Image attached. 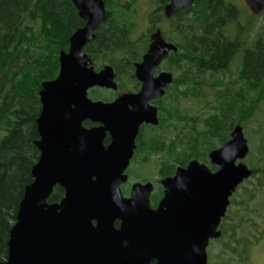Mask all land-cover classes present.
Instances as JSON below:
<instances>
[{
    "label": "water",
    "instance_id": "water-1",
    "mask_svg": "<svg viewBox=\"0 0 264 264\" xmlns=\"http://www.w3.org/2000/svg\"><path fill=\"white\" fill-rule=\"evenodd\" d=\"M72 1L86 24L60 52L58 76L42 83L40 157L10 232L8 258L0 264H208L207 248L222 235L230 197L253 172L242 161L250 151L243 126L235 125L231 139L209 153L215 171L194 159L164 178L156 208L152 182H135L125 196L121 186L140 126L159 124L157 107L148 101L162 97L174 79L172 72L155 77V69L164 53L178 47L160 43L144 55L136 69L140 92L94 100L90 88H118L113 65L96 70L85 52L107 18L106 2ZM247 1L254 14L264 10V0ZM194 3L171 0L165 14L173 17ZM85 120L98 125L87 128ZM107 133L111 142L105 145ZM57 185L65 196L50 203Z\"/></svg>",
    "mask_w": 264,
    "mask_h": 264
},
{
    "label": "trees",
    "instance_id": "trees-1",
    "mask_svg": "<svg viewBox=\"0 0 264 264\" xmlns=\"http://www.w3.org/2000/svg\"><path fill=\"white\" fill-rule=\"evenodd\" d=\"M105 1L107 19L87 51L95 61L113 65L117 73L122 70L133 75L134 62L152 39L150 31L156 19L151 14L146 32L137 36L136 12L129 4L134 0ZM165 2L158 0L160 8ZM261 16L262 20L260 15H252L242 21V10L233 0H195L192 8L181 9L172 18L174 33L170 39L178 49L168 54L162 67L175 74L169 93L175 135L171 139L169 135L154 138L145 146L148 157L167 152L159 165L161 177L174 175L178 167L193 159L215 170L209 152L217 148L216 142L222 145L228 141L234 126L244 124L261 108L264 11ZM84 24L72 0H0V262L8 258L10 232L40 157L36 141L40 138L37 120L42 109V83L57 77L60 52L68 51L71 35ZM237 56L240 69L230 77V65ZM208 75L214 77L213 82L207 81ZM208 88L215 90L214 104L207 105L214 112L193 116L178 106L182 99L206 98L211 93ZM90 95L110 99L99 87L91 89ZM160 126L166 130L165 122ZM262 159L248 161L253 171L248 179L259 176L260 187L264 186V161L259 164ZM141 165L143 168L145 163ZM134 175L144 176L138 171ZM247 192L249 200L256 196L254 191ZM64 196V188L57 185L49 202H61ZM233 220L227 213L220 226L222 235L216 240L225 239V250L244 260L247 248L261 239L264 230L251 239L243 228L244 219L238 224Z\"/></svg>",
    "mask_w": 264,
    "mask_h": 264
},
{
    "label": "rangeland",
    "instance_id": "rangeland-1",
    "mask_svg": "<svg viewBox=\"0 0 264 264\" xmlns=\"http://www.w3.org/2000/svg\"><path fill=\"white\" fill-rule=\"evenodd\" d=\"M242 10L241 20L245 21L246 19H251L252 15H255L248 4L247 0H233ZM154 6L150 3L149 0H137L136 3V22H137V34L140 30H145L146 28V16L149 11L152 10ZM262 14V13H261ZM260 15V19L262 20V16ZM95 61V60H94ZM95 67L98 64H102L101 60H97V62H93ZM240 69V57L237 56L234 61L230 65L229 76H236L237 72ZM207 81L213 82L214 77L208 75L206 76ZM207 91H211L206 98L199 99L198 97L182 99L178 106L181 107L184 113L193 116H205L206 112H210L212 109L208 108L207 105L214 103L215 90L212 91L210 88ZM107 94V92H105ZM89 97L93 98L90 95V90L88 92ZM222 102V101H221ZM220 102V103H221ZM219 103V104H220ZM212 110L211 112H214ZM182 124H180V127ZM244 129L245 137L248 140L250 151L243 161L248 165V161L251 163H255L262 157V161L259 162L261 165L264 161V103L261 105V108L256 111L251 117L242 124ZM170 137H174L175 133L170 131ZM171 139V138H170ZM217 147L220 146L217 143ZM249 166V165H248ZM250 167V166H249ZM157 173V172H156ZM156 173L154 178H156ZM258 178L259 176L251 177L247 181L243 182L235 191L234 195V203L230 206L228 213L231 217H234L235 224H238L240 219H244L243 222L245 227V231L251 239H254L255 236H259L260 232L264 230V186H258ZM132 184V182H131ZM122 186V191L125 196L129 195L128 188L126 189ZM127 187V186H126ZM255 192V197L252 200H249L248 192ZM237 233L239 235L242 234L241 230H238ZM225 239L221 240H211L207 252L209 256V264H264V233L261 239L255 244H251L247 251L244 253L246 258L243 260L237 254H231V252L226 251L224 247Z\"/></svg>",
    "mask_w": 264,
    "mask_h": 264
},
{
    "label": "flooded vegetation",
    "instance_id": "flooded-vegetation-1",
    "mask_svg": "<svg viewBox=\"0 0 264 264\" xmlns=\"http://www.w3.org/2000/svg\"><path fill=\"white\" fill-rule=\"evenodd\" d=\"M149 1L154 7L152 8L151 11L148 12V14L146 16V21H145L146 22V28H145V30H142V31L140 30V32L137 34V28H136L137 36L141 35V33H143V32H146L147 27H148L149 18L152 17L151 14H153V20L156 19L157 23H154L155 28H153V30L150 31L152 39L150 40L148 46L144 49L145 51L141 55L140 59L136 60L134 62L133 75H131L125 71H122V70L120 73H117L115 67L113 66L115 73H116V81L118 83V88L117 89H110V88L99 87V88L103 89L104 93L107 92V94L106 93L105 94L110 99L105 100V99L99 98V99H95V100H104L106 102H111L123 94L140 92L142 90L143 82L137 76V73H136L137 64L142 62L144 55L147 52H149L157 44H160V43H173L174 44V42L170 39L173 37V33H174L173 22H172V18L174 16L173 17H167L165 14V7L167 4H169L171 2V0H169V2H165L164 0H161V2H165V4L163 5V8H160L159 5L161 3L159 4L158 0H154V1L149 0ZM136 3H137V0H134L131 3H129L131 5V9L134 12H136V10H137ZM158 10H159V12H157ZM162 11H163V15H160L162 13ZM155 12H157V13H155ZM78 14H79V11H78ZM107 15H108V13H107ZM105 21L102 22L99 27H101L105 23ZM85 24H86V21H85ZM85 24L83 26H85ZM97 29L95 31L96 34H97ZM95 38H96V36H95ZM93 41L88 42L86 44L85 52L87 53L88 57H90L92 59V61L95 62L93 57L87 51V46L90 43H92ZM172 51H174V50H171L170 52H166L161 56L159 63H158V65L155 69V72H154L155 77L158 76L161 72H172L168 68L162 67L163 61L167 59L168 54H170ZM106 64H108V63H105L103 66H105ZM93 65L95 66V64H93ZM174 76H175V74H174ZM171 84H168L165 87V94L162 97L151 98L148 101V103L151 106L157 107L159 124L154 125L152 123H147V122H144L143 124H141L140 129H139V133H138V135L136 137V141H135L136 148L134 151V155L130 161L129 167L127 168V170L125 172L128 175V181L126 182L127 185H125L124 187L126 189L128 188L129 195L131 192L132 185L135 182H142V183L152 182L153 183L154 189H153V192L151 194V206L153 208L157 207L159 201L164 196V186H163L162 180L167 176L161 177L158 174V172H159V165H162L163 158L165 156H167L168 154H167V152H160L157 155L151 154L150 157H148L145 146H148L149 143L151 142V140H153L154 138H163L165 135L168 136L171 134L170 131H172V128H173V111L171 109L173 99H172V96L169 94L171 92ZM93 88H96V87H93ZM93 88H90L89 90L91 91V89H93ZM87 122H91V121L90 120L84 121V126L87 128H91L93 126L98 125L97 123L91 122V125L88 126ZM164 122H165V125L167 126L166 130H164V128L162 126H160L161 124H164ZM230 138H231V135H230ZM103 142L105 145H108L111 142V136L109 133L106 134L105 138L103 139ZM219 147H217V148H219ZM141 148L144 149V150H142L143 152L140 151ZM137 161H139V163ZM239 161L240 160H238V162ZM141 162L145 163V166L143 168H142ZM215 166L217 169L218 166L217 165H215ZM137 171L140 172L141 174H144V176L140 177V178L135 176L134 173ZM155 173H156V178H154ZM170 176H173V175H170ZM131 182H132V184H131ZM126 183H124V184H126ZM234 193L230 197L231 202L227 208L226 215L228 213L230 206L232 205V199H233ZM156 200H157V203H156V205H154ZM223 219H224V217L222 218V221H223ZM222 223L223 222H221V224ZM221 224H220V226H221Z\"/></svg>",
    "mask_w": 264,
    "mask_h": 264
}]
</instances>
